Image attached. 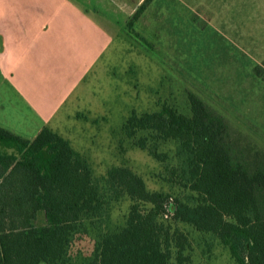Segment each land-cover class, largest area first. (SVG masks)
<instances>
[{"label":"trees","instance_id":"trees-1","mask_svg":"<svg viewBox=\"0 0 264 264\" xmlns=\"http://www.w3.org/2000/svg\"><path fill=\"white\" fill-rule=\"evenodd\" d=\"M120 133L181 193L151 189L125 162L97 175L49 126L27 139L0 125V264H192L180 223L214 235L236 264H264L263 149L191 90L182 106L133 110ZM168 140L174 156L161 149ZM124 198V223L110 229L113 203Z\"/></svg>","mask_w":264,"mask_h":264},{"label":"rangeland","instance_id":"rangeland-1","mask_svg":"<svg viewBox=\"0 0 264 264\" xmlns=\"http://www.w3.org/2000/svg\"><path fill=\"white\" fill-rule=\"evenodd\" d=\"M138 1L117 2L130 11ZM135 12L108 10L106 43L97 55L57 71L49 88L65 90L79 79L51 121L29 107L0 66V125L34 139L61 120L56 131L91 160L97 175L125 162L151 189L173 195L181 190L161 179L162 165L122 142L121 126L133 110L156 111L166 101L182 106L191 90L264 150V0H153L129 27ZM175 148L168 140L161 149L174 156ZM129 204L127 198L113 203L110 229L123 225ZM179 225L192 240V264H236L214 235Z\"/></svg>","mask_w":264,"mask_h":264},{"label":"crops","instance_id":"crops-1","mask_svg":"<svg viewBox=\"0 0 264 264\" xmlns=\"http://www.w3.org/2000/svg\"><path fill=\"white\" fill-rule=\"evenodd\" d=\"M117 1L0 0L3 77L46 121H51L66 104L79 79L69 81L65 90L49 88L57 71L64 72L68 61L83 62L86 57L89 61L97 55L101 42L102 45L106 43L104 19L108 10L124 13L125 9L126 13H133L144 2L139 0L128 11L126 4ZM122 26L123 22L120 30ZM55 123L58 131L62 122Z\"/></svg>","mask_w":264,"mask_h":264}]
</instances>
